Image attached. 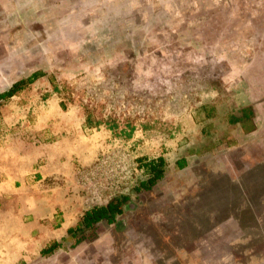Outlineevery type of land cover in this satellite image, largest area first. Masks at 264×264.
Segmentation results:
<instances>
[{"label": "rangeland", "instance_id": "obj_1", "mask_svg": "<svg viewBox=\"0 0 264 264\" xmlns=\"http://www.w3.org/2000/svg\"><path fill=\"white\" fill-rule=\"evenodd\" d=\"M86 1H36L17 16L0 5V93L22 80L18 93L62 96L92 119L86 126L95 129L88 133L96 136V157L89 165L75 161L72 170L82 208L132 194L145 177L138 159L156 158L170 136L200 150L223 141L264 143V0ZM137 9L146 21L137 20ZM170 30L180 36L161 44L158 33ZM253 83L262 99L247 106L238 90ZM245 107L256 113L260 131L243 139L227 119ZM106 121L118 125L110 131ZM241 152L228 153L236 161ZM195 163L164 184L169 205L161 195L166 205L147 224L161 249L177 241L174 228L184 239L234 221L241 235L228 254L246 259L261 250L264 160L235 179L207 154ZM236 264L260 263L249 256Z\"/></svg>", "mask_w": 264, "mask_h": 264}, {"label": "crops", "instance_id": "obj_2", "mask_svg": "<svg viewBox=\"0 0 264 264\" xmlns=\"http://www.w3.org/2000/svg\"><path fill=\"white\" fill-rule=\"evenodd\" d=\"M36 1L0 0V5H9L12 8L8 12L17 16L20 12L28 14L27 7L39 4ZM77 2L80 4L81 0ZM136 11L137 20L146 21L145 14ZM158 34L161 44L165 45L170 44L167 39L176 41L180 36L171 30ZM239 89L241 99L247 98V106L262 99L256 98L257 84L249 85L247 90ZM1 94L0 264H236L249 256L252 261L264 264V247L250 250L246 259V256L235 258L232 253L228 254V246L241 235L234 221H222L208 231L184 239L178 238V234H186L174 228L177 241L163 250L152 230L147 228L151 219L156 222L155 211L166 205L160 196L165 195L166 199L162 188L172 176L188 175L195 162L207 154L235 179L244 169L264 160V143L223 141L200 150L202 145L170 136L168 148L162 147L156 158L138 159L145 177L133 187L132 194L84 209L80 194L74 195L71 190L75 189L71 187L76 179L72 170L77 160L82 165L94 161L97 139L88 132L95 129L86 126L85 117L72 110L62 96L43 92ZM246 109L237 115L230 114L227 119L229 127H238L241 133L238 138L243 139L260 131L254 123L256 113ZM210 117L207 112V118ZM235 148L243 150L236 161L232 159L234 154L228 153ZM157 165L162 172L158 178L154 174L156 168L151 169ZM113 201L119 205L110 206L113 212L107 211V204ZM148 208L151 213H145ZM138 211H142L140 217ZM98 212L105 213V218L93 222ZM143 215L146 223L141 226L139 220Z\"/></svg>", "mask_w": 264, "mask_h": 264}, {"label": "trees", "instance_id": "obj_3", "mask_svg": "<svg viewBox=\"0 0 264 264\" xmlns=\"http://www.w3.org/2000/svg\"><path fill=\"white\" fill-rule=\"evenodd\" d=\"M21 83H22V81H19V82H16V83H14L11 87H10V89L8 90V91H6V92H4V93H2L1 95H3V96H11L12 94H14L15 92H18V91H20L21 90ZM132 122V121H131ZM130 122V123H131ZM85 123L87 124V125H92V119L90 118V116H89V114H86V116H85ZM130 123H127V125H128V127H130V131H133V130H135L134 129V126H131L130 125ZM105 124L107 125V127H108V129L110 130V131H113L114 130V128H116L117 127V123H115V121H110V122H108V121H106L105 122ZM148 126V124L147 123H145L144 125H143V127L142 128H144V127H147ZM134 132V131H133ZM122 133H124V131L122 130ZM130 133V132H129ZM156 168V171H155V176H156V178H158V177H160V175H161V173L162 172H160V169H159V165H157V166H152L151 167V169L152 168ZM115 202H117V201H113V202H110L111 204H107V211H108V209H109V211H111V212H113L114 211V209H112L111 210V208H110V206H112V207H115L116 205H119V203H115ZM106 214L105 213H101V212H98L97 213V215L95 216V219H93V222H97L98 220H102V219H104Z\"/></svg>", "mask_w": 264, "mask_h": 264}]
</instances>
